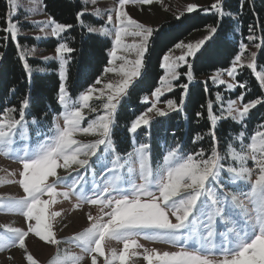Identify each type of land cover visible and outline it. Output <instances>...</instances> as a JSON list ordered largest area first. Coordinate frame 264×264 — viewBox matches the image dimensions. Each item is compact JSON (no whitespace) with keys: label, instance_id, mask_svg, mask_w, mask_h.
I'll return each instance as SVG.
<instances>
[{"label":"snow or ice","instance_id":"1","mask_svg":"<svg viewBox=\"0 0 264 264\" xmlns=\"http://www.w3.org/2000/svg\"><path fill=\"white\" fill-rule=\"evenodd\" d=\"M153 0H118L114 8L106 10L105 23L108 27H93L88 25L90 33H99L105 37H112L111 49L108 52L107 65L104 73H115L119 77L115 82H107L103 87L101 78L79 92L76 98L69 94L68 88V54L74 49L67 43L60 42L55 47V56H45L43 60H58L59 85L58 104L62 107L60 116L63 124L54 121L49 129L47 139L38 141L34 147H28L29 124L26 120L27 110L34 100L30 93L21 98L19 108L11 107L0 114V153L5 156L16 155L22 163L20 179L18 181L25 195L13 200L11 206L21 214L29 223L27 231L20 228L7 227L0 233V250L15 246L25 249L27 264H38L32 254L27 253L25 238L34 233L41 241L58 245L60 241L55 238L52 231L51 220L59 216V212L48 211L51 204L56 203L58 196L67 198L69 191H59L57 185L71 179L70 189H75L83 177L80 170L87 171L93 165H98L101 172L107 170L110 175L104 178L103 186L95 185L98 189L95 198L89 199L81 194V199L90 204H102L111 211L106 222L101 219L91 223L73 239L78 241L84 253L90 257L91 264H97L98 256L104 257L103 264H129L132 256L139 253L130 248H139L136 237L143 234L146 239L160 240L165 243L179 246L178 251H158L157 249H144L143 259L147 264H264V122L257 124L251 132L241 130L235 139L239 141V150L228 143L226 153L220 151L221 141L217 134L220 122L224 120V113L232 122L246 128V122L252 109L264 104V99L256 98L247 103L238 105L237 100H228L226 109L220 114H214L213 102H207V121L209 131L208 149L200 147L191 152H184L179 144L169 148L162 156V163L155 168L151 164L152 145L146 140L135 139L147 127L152 126L154 117L168 116L171 112L179 111L184 105V95L179 103L167 99V108L162 110L157 106L161 97L171 93L182 73L179 71L187 66V80L193 79L192 63L189 58H195L206 41L218 31L217 26L208 29L209 35L195 43H175L172 49L163 54L159 67L163 74L159 76L158 86L151 91L154 100L139 115H135L127 126V131L133 134L132 151L123 157L117 153L113 142V125L117 116L121 100L139 83L137 78H143L145 70L146 53L149 51L150 41L154 34L152 27L133 19L125 10V6L132 4H151ZM96 4V0H92ZM9 9L6 10L3 26L0 31L7 36L4 40L16 41L20 35V28L14 22L17 8L16 0H7ZM223 0H215L209 7L201 10L213 11L218 20L231 13L223 9ZM198 5L189 4L185 11L196 12ZM94 16L102 17L99 8H95ZM84 15L78 13L80 20ZM73 27L72 24L57 22L48 17L39 31L46 36L62 38V33ZM47 29V31H46ZM250 32L254 31L249 26ZM131 37V42L127 41ZM248 40H255V35H249ZM18 48L19 44L16 45ZM247 45L239 43L240 54L230 61L226 69L227 76L232 82L221 78L222 73L217 72L211 77L213 83L226 85L227 90L246 89L244 82L237 81L239 71L245 64L242 56ZM260 43L255 44L260 49ZM181 50V54L174 55V50ZM34 51L23 49L19 59L23 61L22 68L26 76L31 77L33 71L45 72L47 69L39 66H30L27 57H33ZM257 52L250 53L246 67L250 69L259 85L264 90V72L257 71ZM4 53L0 52V59ZM119 62V63H117ZM184 94L188 91V83L180 85ZM14 91V90H13ZM250 91V89H248ZM245 93L241 92L238 99L244 100ZM147 102L149 97L145 96ZM100 101V107L92 105V101ZM216 101H223L218 92ZM102 109V112H101ZM88 113H95V118H88ZM18 111V118L15 113ZM197 117L203 113L196 112ZM87 120L86 126L84 122ZM37 124L36 120L31 121ZM160 123V121H156ZM40 135V133H37ZM79 135H91L95 139L83 142L77 139ZM228 139H231L229 137ZM205 135L195 134L191 143L196 145L204 141ZM231 158L233 164L225 167V161ZM95 158V159H93ZM251 160L255 169L246 166ZM110 165V166H109ZM58 169H64L68 176H60ZM71 172H76L79 179L71 178ZM253 176L255 178L253 179ZM53 178L49 182V178ZM225 177L231 183L248 181L250 191L239 195L223 191ZM47 196L48 199H43ZM241 196L244 199H241ZM252 205L251 209L245 206L244 200ZM236 209H240L237 213ZM245 217V227L239 228L237 217ZM88 219L93 218L89 215ZM224 230L221 231L220 229ZM219 243H217V238ZM106 240H116L123 243V249H112L110 254L104 251ZM192 242L196 245L191 249L186 246ZM83 256L71 258L72 264H81ZM61 264H64L61 261Z\"/></svg>","mask_w":264,"mask_h":264},{"label":"trees","instance_id":"2","mask_svg":"<svg viewBox=\"0 0 264 264\" xmlns=\"http://www.w3.org/2000/svg\"><path fill=\"white\" fill-rule=\"evenodd\" d=\"M118 2V0H114ZM44 13L52 17L57 22L72 24L73 27L62 33V38H38L35 35H24L25 31H33L36 25L27 21H18L20 35L16 41L0 39V52L4 53V58L0 59V114L4 109L19 108L20 100L25 95H31L34 103L27 110L26 120L29 124V139L21 142V145L34 147L38 141L47 139L50 135L49 129L54 126L58 116L62 112V107L58 104L59 70L58 60L44 61L37 57H28L30 66L44 67L47 70L43 73L33 71L31 77H27L22 68L23 61L19 59V53L24 47H33L41 44L49 49H55L58 43H67L74 51L68 54V88L69 94L76 98L79 92L94 83L96 78H101L104 68L107 66L108 52L111 49L110 37L102 36L98 33H90L87 30L89 24H98L100 21L91 13H84L80 20L77 19L81 13L83 5L80 0H41ZM223 9L231 13L218 20V16L213 11L204 13L201 9L194 13L184 12L180 17H169L154 29V34L150 41L149 51L146 53L145 70L143 78H137L139 83L130 90L129 94L121 100L117 109V116L113 125V142L117 153L122 157L132 151L133 134L127 131L131 119L139 115L151 106V91L158 86L159 76L163 74V69L159 67L163 54L174 47L175 43L186 41L195 34L208 32L212 26H217V33L213 34L203 45L195 58H189L192 63L193 79L187 80V66L180 69L181 77L174 82L176 87L171 93H166L161 97L160 102L166 103L167 99H172L179 103L184 95V105L179 111L171 112L168 116L154 117L152 126L147 127L143 132L135 137L137 141L146 140L152 145L151 164L156 166L162 163V156L166 151L179 144L184 152H191L200 147L208 149L209 122L207 121V102H213L214 114L219 115L220 106L216 101V94L221 91V86L212 82L211 75L215 72L224 71L229 68L230 61L234 56L240 54L239 43L249 44V35L262 37V47L257 50V70L264 72V0H223ZM9 9L7 0H0V27L6 10ZM20 17L14 16V21ZM249 26H253L254 31L250 32ZM209 35V32H208ZM7 36L6 32L0 31V37ZM19 44L21 47H17ZM21 48V49H20ZM237 81L244 82L246 89H235L228 91L229 95L225 100L238 99L241 92L245 93L241 103H247L252 99H264V90L261 89L255 74L246 66L238 72ZM188 83V91L180 85ZM250 89V91H248ZM14 90V91H13ZM148 96L147 102L144 97ZM87 111V110H86ZM102 112V111H101ZM196 112L203 113L202 117H197ZM18 118V111L15 113ZM95 113H88V118H95ZM36 120L37 124L31 121ZM160 123H156V121ZM264 122V104L252 109L246 122V128L232 122L224 115V120L220 122L217 134L220 137L222 154L226 153L228 143L239 150V141L235 139L241 130L251 132L259 123ZM40 133V135H37ZM205 135V140L194 145L191 139L195 134ZM231 137V139H228ZM95 159V158H93ZM248 161L247 163H249ZM229 157L225 161V167L232 165ZM110 166V165H109ZM96 176L102 174L98 165H93ZM244 186L250 191V185L245 183H231L225 177V188L223 191L232 194H239ZM240 211V209L238 210ZM243 216V215H242ZM245 218V217H243Z\"/></svg>","mask_w":264,"mask_h":264},{"label":"rangeland","instance_id":"3","mask_svg":"<svg viewBox=\"0 0 264 264\" xmlns=\"http://www.w3.org/2000/svg\"><path fill=\"white\" fill-rule=\"evenodd\" d=\"M82 2L83 13H91L93 14L95 8H99L102 12L103 18H98L100 22L98 24H92L93 27H108L111 28V25L105 23L106 21V10L109 8H114L118 3L114 0H96V4L92 3V0H80ZM215 0H153L151 4H132L129 3L125 6V10L128 14L135 20L140 23L145 24L146 26L152 27L156 29V27L161 24L165 19L169 17H180L185 11L186 7L189 4L198 5V9H202L204 7L211 6ZM17 8L15 10L14 16L20 17V19L14 21H27L36 25L33 31H25L24 35H35L38 38H49L51 36H46L39 31L40 27H43V23L49 17L44 13L43 6L41 4V0H16ZM204 12V11H203ZM204 12V13H209ZM94 15V14H93ZM47 31V29H46ZM99 34V33H98ZM208 36V32H201L199 34H195L190 37L188 40L184 41V43H195L197 40ZM111 39L112 37L109 36ZM57 38V37H55ZM128 42H131L132 38H126ZM256 40V39H255ZM250 41L249 44H246L247 47L242 56V63L247 64L248 59L250 57V53L258 49L255 48L256 43H262V37H258V42ZM34 45L33 47H24V49H31L34 51V56L43 60L45 56H55V49H49L41 44ZM21 47V46H20ZM21 49V48H20ZM181 54V50L175 49L174 55L178 56ZM28 58V57H27ZM45 61V60H44ZM50 61V60H48ZM119 63V62H117ZM108 66V65H107ZM180 71V69H179ZM258 71V70H257ZM222 73L221 78L226 82H232L231 78L227 76L226 70L219 71ZM217 72L213 73L215 75ZM102 83L97 85L98 88L103 87L104 83L109 81L115 82L119 79L117 74L115 73H107L103 74L101 77ZM217 85H220L216 83ZM221 91H226V93H222V97L229 95L227 93L226 85H220ZM150 102L154 100V98L150 97ZM238 102V105L241 104L239 99H235ZM228 100L223 99L220 101V106L218 107L220 111L222 109H226ZM93 106L100 107V101H92ZM159 108L162 110L167 108L166 103L159 102L157 104ZM102 111V109H101ZM86 114L87 111L85 110ZM224 115H227L225 112ZM56 122H59L61 125L63 124L62 116H58ZM87 120L84 122V126H86ZM77 139L87 143L91 140L95 139V137L91 135H79ZM250 164H246L247 167L255 169L254 163L249 160ZM155 168V166H153ZM22 171V163L18 159L16 155H8L5 156L0 153V233L5 231V226L7 227H15L20 228L21 230L27 231V226L29 223L35 224V221H26V219L19 214L12 206L11 202L13 200L19 199L25 195L22 188L20 187L18 181L21 178L19 173ZM58 174L60 176H68V172L64 169H58ZM101 172V170H100ZM80 177H83L80 180L79 185L75 189H70L68 185L71 184V179L67 182H62L57 185V189L59 191H69V196L64 198L63 196H58L56 198V203L51 204L49 206L50 212H59L60 215L55 217L54 220H51L52 231L55 235V238L60 241L58 245L49 244L47 242L41 241L38 237L35 236L34 233H29V235L25 238V245L27 253L33 255V257L38 261V264H61V261L64 264H72L71 258L74 256H83L84 259L81 261V264H91L90 257L87 253H84L81 247L78 246V241H75L73 238L82 232L84 229L90 226L91 223L95 222L98 219H101L106 222L108 216L105 213L110 212V208H104L102 204H90L85 199H81V194L87 196L89 199L95 198L94 193L98 191L95 185L103 186L104 178L108 175L107 170L96 176L95 169L89 168L87 171L80 170ZM71 178L79 179L76 172H71ZM255 176H253V179ZM53 178H49V182L52 181ZM245 183V185H250L248 181H237ZM249 190L245 189L244 186L242 190L239 191L247 193ZM238 194V195H239ZM43 199H48L47 196H44ZM241 199H244L241 196ZM245 206L248 209L252 208V205L245 199ZM239 209H236V212L239 213ZM89 215L92 216V220L88 219ZM245 219L242 214L237 217L239 221V228L245 227ZM221 231L224 229L221 228ZM136 242L141 245L139 248H130L129 252L135 251L139 253L137 256H132L129 260V264H147V262L143 259L144 249H157L158 251H178L180 250L179 246H173L172 244L162 242L160 240H149L146 239L143 234L136 237ZM219 237L217 238V243H219ZM104 251L106 254H110L112 249H116L118 252L123 249V243L118 242L116 240H106L104 242ZM191 249L196 247L195 244L189 242L186 246ZM26 252L25 249H21L18 244L12 246L10 248L0 250V264H27L25 259ZM104 257L98 256L97 264H103Z\"/></svg>","mask_w":264,"mask_h":264}]
</instances>
